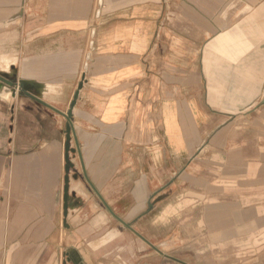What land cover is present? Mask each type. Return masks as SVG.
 Here are the masks:
<instances>
[{"label":"crops","instance_id":"1","mask_svg":"<svg viewBox=\"0 0 264 264\" xmlns=\"http://www.w3.org/2000/svg\"><path fill=\"white\" fill-rule=\"evenodd\" d=\"M0 75V264H264V0H0Z\"/></svg>","mask_w":264,"mask_h":264},{"label":"rangeland","instance_id":"2","mask_svg":"<svg viewBox=\"0 0 264 264\" xmlns=\"http://www.w3.org/2000/svg\"><path fill=\"white\" fill-rule=\"evenodd\" d=\"M135 239L138 240L139 247H141V256L149 254L155 250L153 247L148 246V244L141 237H135ZM67 244L68 242L66 240V236L64 235V232H62L58 244L53 243V245H49L47 248L44 249L45 250L43 255L44 257L42 258V260L39 261V263L63 264V262L66 261L67 264H72L70 260L69 251L68 249H66ZM223 253H224L223 255L225 256L224 259H228L227 250H224ZM145 257H147V255ZM144 258L141 257V262L142 263L148 262L146 258L145 260H142ZM172 261L174 260L172 259ZM10 264H21V262L12 261Z\"/></svg>","mask_w":264,"mask_h":264},{"label":"water","instance_id":"3","mask_svg":"<svg viewBox=\"0 0 264 264\" xmlns=\"http://www.w3.org/2000/svg\"><path fill=\"white\" fill-rule=\"evenodd\" d=\"M0 78L1 79H3V80H5L1 75H0ZM82 83L83 82H81L79 85H80V87H82L83 85H82ZM77 95V94H76ZM71 116H72V111H69L68 113H67V117H68V119H69V122H70V119H71ZM71 130H72V123L70 122L69 123V126H68V133H69V135H68V137H67V139H69L70 138V132H71ZM69 150H70V146H69V143H67V145H66V158H67V165H66V170L67 171H69L70 170V167L72 166V163L70 162V158H69ZM67 177H66V184H65V205H64V213L65 214H68L67 213V206H68V197H69V195H68V190H69V179H70V177L68 176V175H66ZM63 264H67L66 263V261H64L63 262Z\"/></svg>","mask_w":264,"mask_h":264}]
</instances>
